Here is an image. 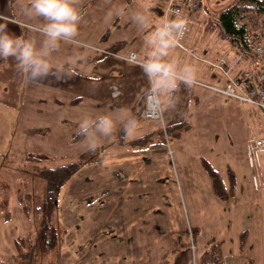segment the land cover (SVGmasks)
Returning <instances> with one entry per match:
<instances>
[{"label": "crops", "instance_id": "1", "mask_svg": "<svg viewBox=\"0 0 264 264\" xmlns=\"http://www.w3.org/2000/svg\"><path fill=\"white\" fill-rule=\"evenodd\" d=\"M165 2L80 0L82 20L76 43L61 41L60 47L49 57L54 64L63 63L67 73H77L70 78L57 79L49 75L28 80L18 71L14 57L0 58V96H9L0 99V106L11 107L16 117L12 124V127L15 125V142L24 144L28 153L44 150L51 158L75 160L88 150L84 136L74 140L80 122L85 117L100 116L113 120L112 135L105 137L97 133L98 146H103V150L97 160L88 163L106 165L110 172L85 174L87 179L81 181L90 180V175L91 179L111 181L110 200L114 197L115 200L107 212L126 214L124 264H199L207 251L205 238L198 231L201 225L192 222L181 209V185L177 182H192L201 176L205 183L198 189L212 192L200 159L203 157L214 168H220L221 176L228 167L233 170L239 163V146L233 140L237 132L224 134L223 110H217V106L223 109V95L196 83H224L202 58L215 60L227 47L219 31L209 28V32L201 26L204 19L198 12L190 21L194 27L189 23L183 40L185 46L193 48L194 55L178 45L164 58L168 62L175 60L178 69L194 68L196 82L180 83L178 90L171 93L170 105L161 106L160 121L141 116L149 81L139 65H129L120 57L133 51L141 61L148 58L151 48L146 41L163 22L161 13ZM136 13L148 18L147 28H140L132 19ZM5 23L9 34L34 40L39 48L44 39L41 30L45 21L28 18L21 9V0H0V24ZM117 42L121 45L113 50ZM107 51L114 53L107 54ZM132 119L135 127L125 130V123ZM180 123L183 128L169 134L168 143L157 140L154 131ZM149 132H153L149 142L134 143V139ZM122 167L124 172L115 171ZM180 174H183L181 179ZM116 182H121L119 199L123 193L128 200L123 207H119L116 200ZM138 192L141 194L136 195ZM165 192L171 201L165 202ZM141 195L143 198L137 197ZM151 214L156 217L152 219ZM114 219L117 223L121 218ZM228 224L226 220L224 227ZM238 235L239 246L244 242L240 243V233ZM189 240L194 242L193 250L188 248Z\"/></svg>", "mask_w": 264, "mask_h": 264}, {"label": "rangeland", "instance_id": "2", "mask_svg": "<svg viewBox=\"0 0 264 264\" xmlns=\"http://www.w3.org/2000/svg\"><path fill=\"white\" fill-rule=\"evenodd\" d=\"M201 1L203 5L198 12L204 19L201 26L206 31L218 32V13L235 0ZM259 19L244 18L252 31L258 28L254 22ZM189 26L194 27V23ZM3 98L9 96H0ZM222 107L217 106V110H223L224 134L237 132L233 140L239 146V163L233 167V193L221 200L211 191L198 189L205 183L201 176L192 182L181 180L177 182L181 185V209L187 218L201 225L198 231L205 238L209 258L216 254L224 264H264V147L252 146L255 137L264 138V110L229 97H224ZM15 119L9 105L0 106V264H124L126 214L107 212L115 200V197L110 200L111 181L91 179L92 175L90 180L81 181L87 179L85 174L110 172L109 167L99 163H81L60 186L50 216L57 228L58 244L45 253L34 250L37 208L46 191V180L38 172L70 160L51 158L44 150L28 153L24 144L15 142V125L12 127ZM215 169L221 173L220 168ZM115 171L121 173L125 168ZM204 176H207L205 172ZM222 176L226 181L227 171ZM116 184V200L123 207L128 200L123 193L119 199L121 182ZM137 197L143 198V195ZM164 199L170 200L166 192ZM116 216L121 218L117 223ZM151 216L153 219L156 214ZM226 220H229L228 227H224ZM242 230L248 235L238 246V234ZM192 243L189 240L190 250H193Z\"/></svg>", "mask_w": 264, "mask_h": 264}, {"label": "clouds", "instance_id": "3", "mask_svg": "<svg viewBox=\"0 0 264 264\" xmlns=\"http://www.w3.org/2000/svg\"><path fill=\"white\" fill-rule=\"evenodd\" d=\"M80 0H21V9L30 19L45 21L42 27L44 36L39 48L34 40L23 39L9 34L7 24H0V58L14 57L16 67L26 79L38 80L49 75L57 79L69 77L77 73H67L63 63L54 64L49 57L60 47V42L76 43L79 25L82 20L79 8ZM111 16V13H109ZM132 19L140 28L148 27V18L142 13H136ZM187 29L184 18L165 20L149 36L146 43L151 51L148 58L141 61L135 52L122 56L129 65H139L145 73L150 88L146 94V105L150 110L168 106L171 103V93L178 90L180 83L191 85L194 82L195 69L184 66L178 69L175 60L168 62L165 57L169 50L177 47ZM83 59V57H80ZM135 120L125 123V130L135 127ZM115 130V124L109 116L96 119L85 117L79 124L78 134L87 140V147L94 151L101 136H110Z\"/></svg>", "mask_w": 264, "mask_h": 264}, {"label": "trees", "instance_id": "4", "mask_svg": "<svg viewBox=\"0 0 264 264\" xmlns=\"http://www.w3.org/2000/svg\"><path fill=\"white\" fill-rule=\"evenodd\" d=\"M14 0H10L13 2ZM246 16H254L260 18L255 21L258 27L255 30L247 25L244 18ZM217 28L222 37H224L225 46H234L236 50L246 54V62L251 61L255 55L253 53V46L260 42H264V4L262 0H235L232 4L222 9L218 13ZM121 43L117 42L112 46L113 50H117ZM183 128V124H173L161 128L157 133V140L166 141L169 134L176 131L179 132ZM153 132H149L143 136L134 139V143L143 144L151 140ZM77 134L74 140L81 137ZM103 150V146H98L94 151L86 150L82 152L75 160H71L66 164H60L55 168H47L38 172L40 176L46 180V191L41 203L38 206V229L35 235L34 250L38 253H45L53 246L58 244L59 235L57 228L50 221L51 212L56 205V195L60 186L65 180L80 166L81 163H89L96 158ZM77 160V161H76ZM200 163L206 172L210 181L212 193L218 199H226L233 193L235 186V178L231 167L227 168V180L220 175V173L212 166V164L205 158L200 159ZM247 236V231L240 232V243H242ZM208 252H204L203 258L199 264H224L219 256L211 255L209 258Z\"/></svg>", "mask_w": 264, "mask_h": 264}, {"label": "built area", "instance_id": "5", "mask_svg": "<svg viewBox=\"0 0 264 264\" xmlns=\"http://www.w3.org/2000/svg\"><path fill=\"white\" fill-rule=\"evenodd\" d=\"M201 6V0H166L162 12L163 21L166 19L174 20L177 18H184L187 21L188 29V25L193 19V14L200 10ZM186 31L179 46L193 54V48L183 44ZM252 50L255 57L250 61L247 67L242 69L239 68L240 64L242 61L247 60V56L231 45L227 46L224 52L215 60L202 58L209 64L212 72L224 80V83L204 84L201 82H194L215 90L223 95V97H229L241 103L255 104L264 110V42L255 44ZM105 53L111 52L107 51ZM131 53H133V51H130L126 56ZM149 88L150 84H148L144 94L142 117L147 120L160 121L162 119L161 107L150 110L146 105V94ZM252 146L256 148L264 147V138L255 137Z\"/></svg>", "mask_w": 264, "mask_h": 264}]
</instances>
